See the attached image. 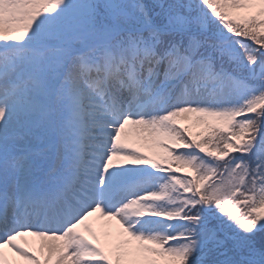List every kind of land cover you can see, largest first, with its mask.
<instances>
[{"label":"snow or ice","instance_id":"snow-or-ice-1","mask_svg":"<svg viewBox=\"0 0 264 264\" xmlns=\"http://www.w3.org/2000/svg\"><path fill=\"white\" fill-rule=\"evenodd\" d=\"M0 264H264V0H0Z\"/></svg>","mask_w":264,"mask_h":264}]
</instances>
